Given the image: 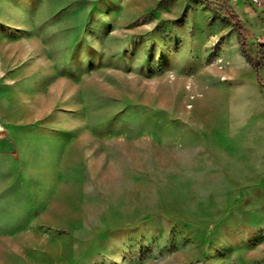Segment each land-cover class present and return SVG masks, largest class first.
Masks as SVG:
<instances>
[{
    "label": "rangeland",
    "instance_id": "374dc122",
    "mask_svg": "<svg viewBox=\"0 0 264 264\" xmlns=\"http://www.w3.org/2000/svg\"><path fill=\"white\" fill-rule=\"evenodd\" d=\"M228 14L0 0V264H264V44Z\"/></svg>",
    "mask_w": 264,
    "mask_h": 264
},
{
    "label": "crops",
    "instance_id": "0c3cea01",
    "mask_svg": "<svg viewBox=\"0 0 264 264\" xmlns=\"http://www.w3.org/2000/svg\"><path fill=\"white\" fill-rule=\"evenodd\" d=\"M234 7L240 18L253 25L252 32L256 33L259 42L264 44V5L259 8H253L246 1L238 0Z\"/></svg>",
    "mask_w": 264,
    "mask_h": 264
},
{
    "label": "trees",
    "instance_id": "16d2710c",
    "mask_svg": "<svg viewBox=\"0 0 264 264\" xmlns=\"http://www.w3.org/2000/svg\"><path fill=\"white\" fill-rule=\"evenodd\" d=\"M228 17H229V20L232 23V25H233V27L235 29V32L237 34V39L239 41L240 48L243 51V53L246 54V48H247L246 36H247V32L248 31L243 26L241 20L237 16H235L233 14H228ZM249 62L252 63L256 69L259 68V64L258 63L255 64L251 60H249Z\"/></svg>",
    "mask_w": 264,
    "mask_h": 264
},
{
    "label": "built area",
    "instance_id": "2783aa9c",
    "mask_svg": "<svg viewBox=\"0 0 264 264\" xmlns=\"http://www.w3.org/2000/svg\"><path fill=\"white\" fill-rule=\"evenodd\" d=\"M231 4L235 5L238 0H229ZM246 1V3L253 8H259L264 5V0H242Z\"/></svg>",
    "mask_w": 264,
    "mask_h": 264
}]
</instances>
